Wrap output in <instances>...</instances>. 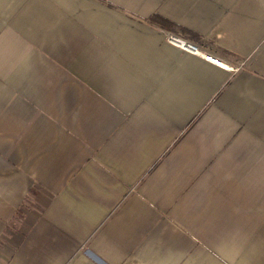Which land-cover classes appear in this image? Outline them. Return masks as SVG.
Listing matches in <instances>:
<instances>
[{
	"label": "crops",
	"instance_id": "crops-1",
	"mask_svg": "<svg viewBox=\"0 0 264 264\" xmlns=\"http://www.w3.org/2000/svg\"><path fill=\"white\" fill-rule=\"evenodd\" d=\"M0 264H264V0H0Z\"/></svg>",
	"mask_w": 264,
	"mask_h": 264
},
{
	"label": "built area",
	"instance_id": "built-area-1",
	"mask_svg": "<svg viewBox=\"0 0 264 264\" xmlns=\"http://www.w3.org/2000/svg\"><path fill=\"white\" fill-rule=\"evenodd\" d=\"M166 40L169 44L179 48L185 53H188L193 56L201 57L202 59L209 61L213 64L221 66L231 71H236L237 68L228 66L224 62L220 61L218 58H215L208 54L203 48L199 47L198 45L190 42L189 40L184 39L181 36H178L174 33H167Z\"/></svg>",
	"mask_w": 264,
	"mask_h": 264
}]
</instances>
